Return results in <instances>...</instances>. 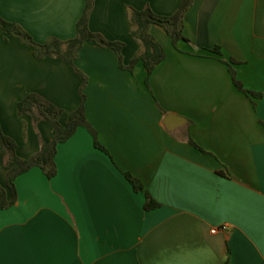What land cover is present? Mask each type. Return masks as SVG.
<instances>
[{
    "label": "crops",
    "instance_id": "0c3cea01",
    "mask_svg": "<svg viewBox=\"0 0 264 264\" xmlns=\"http://www.w3.org/2000/svg\"><path fill=\"white\" fill-rule=\"evenodd\" d=\"M181 0H94L91 31L139 45L129 7L171 16ZM86 0H0V16L38 43L76 37ZM166 59L149 76L120 67L114 48L87 42L76 65L86 113L103 151L80 127L58 146L57 175L33 168L16 180L18 200L0 208V264H264V0H194L176 48L152 25ZM220 47L222 56L209 52ZM236 77L254 97L238 89ZM84 78L61 57L38 59L0 27V125L30 158L55 135L17 105L37 93L63 110L80 105ZM170 126V128L167 126ZM193 140L199 147L191 144ZM0 151V184L7 171ZM124 173L160 203L146 210ZM213 229H217L213 232Z\"/></svg>",
    "mask_w": 264,
    "mask_h": 264
},
{
    "label": "trees",
    "instance_id": "16d2710c",
    "mask_svg": "<svg viewBox=\"0 0 264 264\" xmlns=\"http://www.w3.org/2000/svg\"><path fill=\"white\" fill-rule=\"evenodd\" d=\"M194 0H181L179 8L171 16H162L154 13L150 8L143 10L129 7V34L132 40L139 45L137 55L132 59L131 63L125 65L122 60L123 43L112 42L107 40L102 34L96 33L89 28V16L93 9L94 0H86V6L81 18L76 24V37L63 41L56 37L50 38L46 43H38L22 26L17 23L7 21L0 16V27L9 35L16 36L22 42L32 48L33 55L38 58L45 57H61L63 58L78 74L84 78V83L80 89V105L77 109L70 113L69 120L66 125L61 124L60 119L63 110L45 99L37 93L27 94L17 105V113L19 116L28 117L34 124L41 120L50 121L55 128V135L49 142H41L39 150L30 158L20 157L17 150L16 141L6 135L0 125V151L6 166L9 167L7 171V182L3 186L0 184V208L5 210L14 206L18 200V190L16 180L22 174L30 171L33 168H40L48 178H54L57 175L56 156L58 146L71 138L80 127H85L93 136L94 145L106 151V148L100 143L96 129L91 125L87 118L86 101L87 96L84 92L86 86V78L76 65V60L79 56L80 50L87 42H94L101 46H108L114 48L119 54V64L121 68L133 71L135 66L142 62L147 70L146 83L149 84L148 79L156 67L166 59V51L162 44L151 33L152 25H159L163 27L176 48L181 41H189L184 35V19L187 11L192 6ZM209 52L222 56L220 47H214L208 50ZM221 60L229 65L234 84L238 89L247 95L260 97L261 94L253 93L243 87L241 82L236 77V70L232 66L233 61L227 62L225 59ZM191 144L199 147L192 139ZM133 188L137 192L144 191L146 194V210H153L160 206V203L155 200L152 195L144 188L143 183L130 173H124ZM225 264H229L227 260Z\"/></svg>",
    "mask_w": 264,
    "mask_h": 264
},
{
    "label": "built area",
    "instance_id": "2783aa9c",
    "mask_svg": "<svg viewBox=\"0 0 264 264\" xmlns=\"http://www.w3.org/2000/svg\"><path fill=\"white\" fill-rule=\"evenodd\" d=\"M217 229H213V232H215Z\"/></svg>",
    "mask_w": 264,
    "mask_h": 264
},
{
    "label": "water",
    "instance_id": "95a60500",
    "mask_svg": "<svg viewBox=\"0 0 264 264\" xmlns=\"http://www.w3.org/2000/svg\"><path fill=\"white\" fill-rule=\"evenodd\" d=\"M167 126L170 128V126L167 124Z\"/></svg>",
    "mask_w": 264,
    "mask_h": 264
}]
</instances>
